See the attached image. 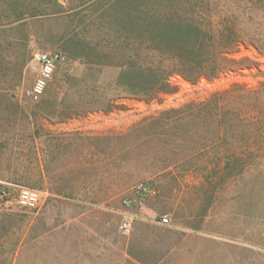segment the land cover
Instances as JSON below:
<instances>
[{"label":"rangeland","instance_id":"1","mask_svg":"<svg viewBox=\"0 0 264 264\" xmlns=\"http://www.w3.org/2000/svg\"><path fill=\"white\" fill-rule=\"evenodd\" d=\"M56 1L57 11L21 25L0 11V93L15 99L0 100V140L13 136L19 167L32 171L28 133L37 130L43 155L38 181L0 180L7 194L0 195V264H264V164L243 173L213 171L198 155L213 126L178 117L190 102L234 83L257 87L264 56L241 45L229 56L239 62L223 63L229 71L213 80L174 77L175 93L127 98L113 87L116 71L85 66L61 51L60 36L86 19L96 0ZM198 3L215 28L240 30L246 42L264 40V0ZM36 51L59 52L65 61L31 101L26 92ZM113 98L116 109L105 112ZM95 108L101 111L89 112ZM140 182H150L154 193L137 197ZM17 187L40 191L41 209L19 207ZM162 217L168 225L159 224ZM125 218L130 228L122 232Z\"/></svg>","mask_w":264,"mask_h":264},{"label":"trees","instance_id":"2","mask_svg":"<svg viewBox=\"0 0 264 264\" xmlns=\"http://www.w3.org/2000/svg\"><path fill=\"white\" fill-rule=\"evenodd\" d=\"M198 2L202 0H96L91 14L60 36L61 51L85 66L116 71L113 87L122 96L143 100L175 93L174 77L191 84L217 78L229 71L223 63L239 62L229 56L241 45H251L264 56V40L246 42L239 38L240 30L215 28L208 11L195 8ZM59 7L56 0H0L4 17L19 25L28 17L49 14ZM257 71L261 73L259 68ZM0 100L15 101L8 91L0 93ZM114 103L115 98L105 112L116 109ZM185 116L201 119L205 129L213 126L198 153L206 167L243 173L264 164V80L257 87L234 83L203 102H190L178 110V117ZM41 136L37 130L28 133L32 171L19 167L23 160L20 152L14 154L17 143L13 136L0 140V180L12 177L32 183L41 179L43 155L35 142ZM215 149L218 152L212 155L207 152ZM3 192L6 194L2 190L0 195L7 197Z\"/></svg>","mask_w":264,"mask_h":264},{"label":"built area","instance_id":"3","mask_svg":"<svg viewBox=\"0 0 264 264\" xmlns=\"http://www.w3.org/2000/svg\"><path fill=\"white\" fill-rule=\"evenodd\" d=\"M64 61L65 57L59 52L48 53L36 51L31 54L29 67L34 74V81L30 90L26 92V96L31 101H38L41 98L56 67L64 63ZM134 193L139 198H145L152 195L154 190L150 182H140L134 187ZM2 194L5 196L7 195L4 192ZM16 203L19 207L27 211L35 212L43 206V196L42 193L36 189L17 187ZM124 203L127 204V201ZM159 224L168 225V219L166 217L160 218ZM129 228L130 222L125 218L121 222L119 230L126 232Z\"/></svg>","mask_w":264,"mask_h":264}]
</instances>
